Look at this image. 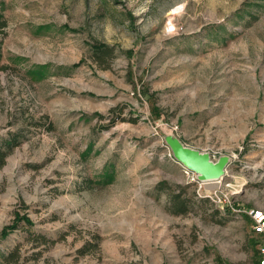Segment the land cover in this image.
Returning <instances> with one entry per match:
<instances>
[{
  "label": "rangeland",
  "instance_id": "rangeland-1",
  "mask_svg": "<svg viewBox=\"0 0 264 264\" xmlns=\"http://www.w3.org/2000/svg\"><path fill=\"white\" fill-rule=\"evenodd\" d=\"M0 10V139L21 141L0 158V264H257L249 218L199 197L167 141L226 157L205 190L264 209V0ZM161 181L192 210L170 213Z\"/></svg>",
  "mask_w": 264,
  "mask_h": 264
},
{
  "label": "built area",
  "instance_id": "built-area-1",
  "mask_svg": "<svg viewBox=\"0 0 264 264\" xmlns=\"http://www.w3.org/2000/svg\"><path fill=\"white\" fill-rule=\"evenodd\" d=\"M168 156L175 162L172 152L167 149ZM179 164V163H177ZM180 165V164H179ZM181 166V165H180ZM183 172L185 173L186 180L188 183L198 184L197 194L199 197H208L212 202H215L220 205V208L223 209L224 212L233 213L234 215L241 216L245 214L250 222H251V230L254 237H257L258 243V260L257 264H264V209H255V208H239L233 204V193L229 192V194L224 195L222 198L220 194L216 191L210 192L205 190L208 186H213L214 184L220 183V179L214 180H202L197 179V175L188 169L186 166H181Z\"/></svg>",
  "mask_w": 264,
  "mask_h": 264
},
{
  "label": "trees",
  "instance_id": "trees-1",
  "mask_svg": "<svg viewBox=\"0 0 264 264\" xmlns=\"http://www.w3.org/2000/svg\"><path fill=\"white\" fill-rule=\"evenodd\" d=\"M6 26V18L4 16V14H2V11L0 10V32H2L4 30V27ZM93 49L95 52V55L97 57L103 56L104 54H106L109 50L108 46H105L103 44H99V45H95L93 46ZM7 66L1 64V54H0V69H5ZM122 120H124L122 118ZM113 120H110V122H112ZM111 125V123L107 124L106 126H104L105 128H108ZM21 141H19V138L17 136V134L14 133H10L7 137H3L0 139V158L2 160V157H4L5 155H8V153L16 146L20 145ZM1 163H3V161H1ZM0 163V164H1ZM108 178L106 179V182H110L111 181V177L112 175L107 174ZM90 180V179H89ZM168 182L166 181H161L158 182V184L156 185V190L158 192H166L168 193V195H170V200L167 206V209L170 211V213H174V214H180V215H184L185 213L189 212L190 210H192L191 206L194 204V200H192L191 198L185 197L182 195V192L178 191L175 192L173 190L170 189H165V186H168L167 184ZM185 197V198H184ZM16 221L19 220H24L26 223H30V219L27 215L24 214V216H20L18 213H16ZM13 222L10 225H6L4 226L1 230V235L2 236H6L8 235V233H10L11 230H13V228L16 226L17 222ZM4 257V256H3ZM3 259L7 260L6 257H4Z\"/></svg>",
  "mask_w": 264,
  "mask_h": 264
},
{
  "label": "water",
  "instance_id": "water-1",
  "mask_svg": "<svg viewBox=\"0 0 264 264\" xmlns=\"http://www.w3.org/2000/svg\"><path fill=\"white\" fill-rule=\"evenodd\" d=\"M167 146L175 161L194 172L198 180H214L225 175L228 166L226 157L212 160L208 153L188 147L175 137L168 139Z\"/></svg>",
  "mask_w": 264,
  "mask_h": 264
},
{
  "label": "crops",
  "instance_id": "crops-1",
  "mask_svg": "<svg viewBox=\"0 0 264 264\" xmlns=\"http://www.w3.org/2000/svg\"><path fill=\"white\" fill-rule=\"evenodd\" d=\"M177 164V163H176ZM178 166H180L179 164H177ZM181 170H182V167L180 166ZM186 177V176H185Z\"/></svg>",
  "mask_w": 264,
  "mask_h": 264
}]
</instances>
